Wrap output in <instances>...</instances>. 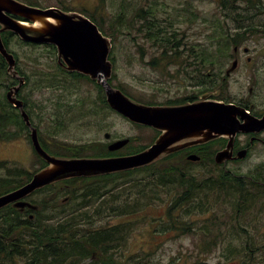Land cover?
I'll list each match as a JSON object with an SVG mask.
<instances>
[{"label": "rangeland", "instance_id": "374dc122", "mask_svg": "<svg viewBox=\"0 0 264 264\" xmlns=\"http://www.w3.org/2000/svg\"><path fill=\"white\" fill-rule=\"evenodd\" d=\"M36 1L46 6L56 3L57 0ZM64 1L69 2V0ZM72 4H76L77 8L86 7L87 15L93 14L97 19L102 17V26H107V28H110V18H114L116 12L124 11L123 16H130L139 7L152 8L154 16L165 21L171 20L173 28L179 32L178 37L184 38L185 48L192 47L194 53H201V49L205 47L215 49L218 41L222 38L217 26L218 21L222 20L218 0H72ZM97 4H100L101 7ZM240 5L243 3L240 2ZM258 22L260 23L259 30L252 34H245L244 40L239 43V55H237L240 57L239 65L231 74L227 85L222 89V95L233 100L248 97L249 87L257 86L255 97L253 94L250 95V99L254 100L256 106L264 105V14L257 15L256 23ZM122 24L121 28H124L123 21ZM233 27L234 24L229 29V33H234ZM142 37L141 33L132 30L129 37H126V34L118 33L116 39H112L111 56L114 59L112 61V83L122 87L134 97L153 100L164 97L160 93L158 81L159 79L162 81V86L167 84L161 75L164 73L165 62L158 67L156 65V69L152 67L155 61H152V57H154L152 55L159 51L154 50L155 46L151 44L150 39L147 41ZM11 48L17 52L19 64L28 76L27 83L20 92L21 98L24 99L31 119L40 130L43 139L47 142L51 140L52 147H67L68 145L82 147L85 154L94 155L95 149L101 148V145L80 144L92 141L106 142L103 136L105 132L110 133V140L132 137L134 139L132 146H142L151 141L153 135L149 128L134 124L105 107L104 104L102 105L99 102L98 88L91 81L76 79L69 75L60 77L55 74V57L52 50L43 46L21 45L15 36L12 37ZM245 48L248 49L247 53L252 56L250 63L245 60ZM141 49L144 51L143 53L140 51ZM227 53L232 54V57L229 55L222 65L217 59V54L213 55L211 57L215 61L213 68H205L203 73H206L208 69L220 72V74L224 73L235 55L233 45L230 46V51ZM8 75L7 87L0 90V94L3 93L4 96L6 91L16 84H11L10 81L17 82V79L10 73ZM58 102H62L65 106H60ZM9 131L15 132L17 136L9 141L0 140V161L4 162V165L0 166V178L5 177L7 168L12 163L30 171L37 164L30 147L27 131L22 128L18 129L14 125L9 128ZM64 143L67 146H64ZM263 161L264 144H258L244 160L233 162L226 169L245 173ZM196 168L203 169L202 167H191L189 171L201 172ZM216 169L210 167L205 171L210 172ZM147 173L149 171L133 172L104 180L108 181V188L117 191L124 186L128 187L132 181L138 180L137 182L140 184L139 179ZM97 189H99V185H96L92 190ZM142 189L136 186L134 189L113 194L105 207L110 206V202L129 203L137 194L142 193ZM51 192V190L48 191L50 194ZM175 192L176 189H172L169 193L161 189L155 203L127 216H123L124 213L121 212L125 209L124 205H120L110 212L108 208L102 206L101 217L92 215L88 219H81V221L87 222V225L81 223L80 225L85 228H96L98 226L109 227L121 222L126 223L128 227L120 233V238L118 236L114 246L120 248L125 256L133 253L143 255L144 252H148L150 253L148 260L152 264H215L220 258L219 251L222 245L212 246L208 252L202 253L201 244L204 245L206 240L202 239L201 230L213 223L212 221L218 224L228 223L230 215L220 211L201 213L191 217L190 220L182 218L196 228L195 232H183L182 230L164 232L163 227L167 228L172 221L175 222V215L178 214L176 209L170 215L168 214L169 202ZM70 193V188H66L49 204L64 206L59 205L40 211L43 222L60 223L65 219L61 214L71 213L73 210H77L84 216L83 205L85 203H90L86 208L93 211L104 198L109 197V193H105L98 199L85 202L81 198V192L77 191L76 197L68 203ZM44 196V193H36L32 197L34 200H38L43 199ZM107 212L109 215L104 216ZM23 217L27 218V216ZM182 223L180 221L175 225L180 228ZM226 227L227 225L221 224L220 227L213 229L214 233L225 234L227 233ZM6 247L9 248L8 245ZM201 260L206 262L201 263ZM218 263L239 264L237 261H226L224 258H221Z\"/></svg>", "mask_w": 264, "mask_h": 264}, {"label": "trees", "instance_id": "16d2710c", "mask_svg": "<svg viewBox=\"0 0 264 264\" xmlns=\"http://www.w3.org/2000/svg\"><path fill=\"white\" fill-rule=\"evenodd\" d=\"M240 2L243 5H240ZM218 3L220 4L219 10L222 13V20L218 21L217 26L222 38L218 41L215 49L213 47L201 49V63L203 64L201 77H206L203 69L213 68L215 63L211 58L213 55L217 54V59L222 65L230 55L227 52L230 51L231 45L233 47L238 46L244 40L245 34L258 31L260 23H256V17L264 14V0H218ZM123 15L124 11L116 12L115 17L110 18V28L102 26V17L97 19L93 14L86 16L98 25L104 35L110 36L111 39H116L118 33L131 35L132 30L139 32L142 29L151 40V44L155 46L154 50L170 53L183 50L194 51L192 47L185 48L184 44L182 46L177 42L179 32L173 28L171 20L165 21L158 16H154L152 8L139 7L130 16ZM122 21L124 22V28H121L123 26ZM232 24H234L235 31L229 33ZM12 37L14 36L11 33H2L4 45L8 51L14 53L18 60V71L28 79L19 64L17 52L11 48ZM19 43L26 46H42L20 41ZM140 51L144 52L142 49ZM52 52L55 55L54 51ZM155 58L152 57V61ZM55 68H57L56 64ZM112 79L113 75L109 79L111 84ZM7 81H9L7 65L0 56V90L7 87ZM113 86L120 88L126 95L136 99V101L152 104V100L134 97L122 87ZM12 125L18 129L26 130L19 112L7 102L2 93L0 94V140L9 141L17 136L15 132L9 131ZM64 146L67 145L64 143ZM146 147L147 145L134 146V148L130 146L126 149V153L136 152ZM207 151L208 149H205L203 152V164L201 165H216L213 159L209 158ZM75 154L76 156L81 155ZM100 154L102 153H94L95 156H100ZM3 165L4 162L0 161V166ZM184 167L180 166L178 161L173 162L165 157L158 162L133 170L92 178L63 180L60 182L59 193L65 191L66 188H70L71 193L68 197V203L76 197L77 191L81 192V198L85 202L98 199L105 193H109V197L104 198L93 211L86 208L90 203H85L83 205L85 208L83 210L84 216L77 210H73L71 213H62L61 216L65 219L56 224L42 221L41 210L61 205H49L50 194L46 196L44 192L43 199L31 200L38 205L36 211L27 208L20 211L12 206L1 209L0 264H152L148 260L150 255L148 252H144L143 255L133 253L125 256L120 248L114 246L120 233L128 227L126 223L121 222L109 227L98 226L96 228H85L80 225V223L87 225V222L81 221V219H88L92 215L101 217L102 212L100 209L102 206L105 207L113 194L125 192L127 189H134L136 186L143 188V191L141 194H137L129 203L110 202V206L105 208H108L110 212V210L124 205L125 209L121 212L124 213L123 216H127L135 213L138 209L155 203L159 190L162 189L169 193L172 189H176L169 202L168 214L170 215L175 209L178 214L175 215V222L172 221L167 228L163 227L164 232L167 230L195 232L196 228L190 222L182 220V218L190 220L191 217L206 212L220 211L228 213L230 215L228 223H221L227 225V233L221 235L214 233L213 229L221 225L214 221L201 230L202 239L206 240L204 245L201 244V252L206 253L212 246L222 245L219 251L220 258L215 264H221L218 263L221 258L226 261H237L239 264H264V161L245 173L230 171L223 167L210 172L202 169L201 172L196 173L189 171L190 167ZM7 169L5 177L0 178V195L23 185L30 180L35 172L28 171L24 167L13 163ZM142 171H149V173L139 179L140 184L137 182L138 180L132 181L128 187L124 186L117 189V191L108 188V181L104 180ZM96 185H99V189L92 190ZM30 212L34 216H29ZM109 212L104 216L109 215ZM21 215L27 216V218ZM180 221L183 222V225L179 228L175 224ZM216 241H218L217 244ZM6 245L9 246L8 249ZM204 262L206 261L201 260V263Z\"/></svg>", "mask_w": 264, "mask_h": 264}, {"label": "water", "instance_id": "95a60500", "mask_svg": "<svg viewBox=\"0 0 264 264\" xmlns=\"http://www.w3.org/2000/svg\"><path fill=\"white\" fill-rule=\"evenodd\" d=\"M4 31L25 42L54 45L59 65L68 72H77L95 80L103 88L106 102L112 110L132 123L161 131L158 138L148 147L127 155L65 158L48 154L39 144L37 129L32 125L23 101L17 97L25 77L18 74L15 57L3 44L1 33ZM111 47L110 36L104 35L96 23L80 12L63 11L57 7L39 8L18 0H0V55L8 64V73L18 80L7 91L6 99L19 110L29 129L32 144L47 163L28 182L1 194L0 209L12 206L20 211L25 208L37 210V205L20 200L54 182L133 170L155 163L175 151L219 138L227 140V143L215 153L214 162L224 166L227 161L246 157V149L233 155L238 133L264 130V116L257 118L233 102L208 97L217 96L219 89L202 94L199 101L180 106H154L136 101L109 82L113 72V63L109 59ZM235 67L236 61L227 74ZM109 135L105 133L106 138ZM128 141V138L114 141L108 148L116 151ZM188 158L198 157L191 154Z\"/></svg>", "mask_w": 264, "mask_h": 264}, {"label": "flooded vegetation", "instance_id": "af4514ba", "mask_svg": "<svg viewBox=\"0 0 264 264\" xmlns=\"http://www.w3.org/2000/svg\"><path fill=\"white\" fill-rule=\"evenodd\" d=\"M20 1V0H19ZM21 2L31 5V6H36L39 8L43 7H57L60 8L63 11H77L80 13H84L87 15L85 12L88 10L84 6L76 7V4H72V0H69V2H65L64 0H57L56 3L54 4H47L46 6L41 5V2H38L36 0H21ZM97 6L101 7L100 4H97ZM138 33H141L143 35V39L150 41L149 37L146 36V34L143 32L142 29ZM130 35H126V37H129ZM134 39V37H132ZM151 42V41H150ZM178 43H180L182 46L184 44V38L178 37ZM113 45V43H112ZM46 47L50 48L52 51H54L55 55V64L57 68H54L55 73H57L58 76L63 77V76H72L77 79H86L91 81L97 88L98 92L100 94L99 97V102L104 104L105 107L111 109L109 105L106 102L105 94L103 91V88L101 85L96 83L95 80L90 79L86 75H82L77 72H68L66 71L59 63L57 62V54H56V48L54 45H45ZM139 48H141L139 46ZM236 48V49H235ZM233 52H234V58L233 61L231 62L230 66L236 61V67L230 71L229 74H227L228 69L230 66L224 71V73L216 72L214 70L208 69L206 72V77H201V69L203 68V64L201 63V53H194V52H189V51H177L175 53H170V52H159V53H154L152 56L156 57L152 64L153 68H157L159 65L164 63V73L161 74L163 78L166 80L167 84L162 86V81L159 79V84H160V93L164 95V97H158L157 99L152 100V104L148 103L149 105H154V106H180L183 104H188L192 102H196L201 100V94L211 92L215 89H219V93L217 96L209 95V98L212 99H220L225 102H233L241 107H243L246 111L249 112L252 116H255L257 118H261L264 116V105H259L256 106L254 104V100L250 99V95L253 94L255 97V92L257 86H250L248 89L249 96L248 97H241L238 99H228L222 95V89L227 85L231 74L234 72V70L238 67L239 62H240V57L237 56L239 55L238 51V46L233 47ZM245 52V60L246 62L250 63L252 61V56L247 53L248 50L244 51ZM110 54V59L113 61V57ZM151 56V57H152ZM232 57V54L230 55ZM113 63V62H112ZM157 65V67H156ZM17 66H18V60H17ZM9 77V75H8ZM88 78V79H87ZM15 80H12L11 84H14L13 82ZM113 84V83H112ZM114 85V84H113ZM206 86V88H204ZM201 87L203 88L201 90ZM20 96V94H19ZM222 96V98H221ZM61 101H63L61 99ZM105 101V102H104ZM60 106H65V104H62V102H58ZM146 104V103H145ZM24 106L26 110L28 111L25 101H24ZM112 110V109H111ZM18 111V110H17ZM114 111V110H113ZM29 113V112H28ZM117 113V112H116ZM30 114V113H29ZM119 114V113H118ZM120 115V114H119ZM30 116V115H29ZM122 116V115H121ZM31 118V116H30ZM125 118V117H124ZM32 120V119H31ZM32 123L34 124L33 120ZM135 124V123H134ZM138 125V124H137ZM34 126L37 128V135H38V140L40 146L50 155L58 156V157H65V158H71V157H104V156H118V155H127V154H132L135 152L131 153H126V149L134 148L132 146L134 139L132 137H125L128 138L129 141L127 144H125L123 147L116 151H110L109 150V145L117 140L125 139V138H118V139H111L110 140V135L108 138L105 137V132L103 134L104 138L106 139V142H97V141H92L80 145H89V144H98L101 145V148H96L95 152H101L100 156H95V155H88L84 153V150L82 147H72V146H67V147H57L54 148L51 146V140L49 142L45 141L42 137V134L40 133V130L38 127L34 124ZM142 126V125H141ZM150 129L153 137L149 143H146L145 145L149 146L151 145L160 135L161 131L145 126ZM26 131L29 137V129L27 127ZM110 134V133H108ZM30 143H31V148L32 152L34 154V157L37 160V164L34 167L33 171H38L45 167L47 163L39 156L37 153L34 145L32 144L31 138L29 137ZM2 141V140H1ZM227 143V140L223 138L215 139L212 141H209L207 143L201 144H195L192 146H189L187 148L175 151L173 153L167 154L165 157L166 159L173 161V162H179L180 166H185L184 168H191V167H202L203 169H210V167L214 168H227V166L233 162L236 161H242L244 160L250 153V151L257 146L258 144H264V130L260 131L259 133H238L235 137V141L233 144V155H236L239 151L246 149V157L244 159H235V160H230L227 161L226 164L223 166L221 164H216V165H211L209 164L208 166H202V155L205 149H208L207 153L209 154V158L213 159L214 161V155L215 153L225 147ZM140 151V150H139ZM138 152V151H136ZM75 153L81 154L79 156H76ZM194 154L198 158L197 159H190L188 158L189 155ZM164 157V158H165ZM161 158L160 160H162ZM160 160H157L160 161ZM2 161V160H1ZM215 163V162H214ZM179 167V165H178ZM198 170H201V168H196ZM72 179V178H70ZM68 180V179H67ZM63 181V180H62ZM59 185L60 182H54L53 184H49L39 190H36V193H45V194H50L48 193L49 190H51L50 194V201L55 200L56 197L60 194L59 192ZM55 188V190H54ZM32 216H34L33 213H31ZM29 213V216L31 215ZM32 218V217H31Z\"/></svg>", "mask_w": 264, "mask_h": 264}, {"label": "bare ground", "instance_id": "6f19581e", "mask_svg": "<svg viewBox=\"0 0 264 264\" xmlns=\"http://www.w3.org/2000/svg\"><path fill=\"white\" fill-rule=\"evenodd\" d=\"M20 201H26V199L25 198H22ZM17 209V208H16ZM1 210V209H0ZM19 210V209H18Z\"/></svg>", "mask_w": 264, "mask_h": 264}]
</instances>
